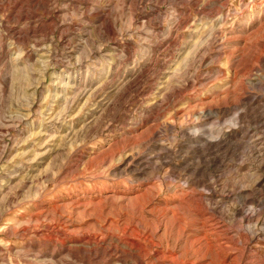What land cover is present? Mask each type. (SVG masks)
I'll return each mask as SVG.
<instances>
[{
    "label": "rangeland",
    "instance_id": "rangeland-1",
    "mask_svg": "<svg viewBox=\"0 0 264 264\" xmlns=\"http://www.w3.org/2000/svg\"><path fill=\"white\" fill-rule=\"evenodd\" d=\"M0 264H264V0H0Z\"/></svg>",
    "mask_w": 264,
    "mask_h": 264
},
{
    "label": "bare ground",
    "instance_id": "bare-ground-1",
    "mask_svg": "<svg viewBox=\"0 0 264 264\" xmlns=\"http://www.w3.org/2000/svg\"><path fill=\"white\" fill-rule=\"evenodd\" d=\"M204 9V8H203ZM212 16V15H211ZM206 17H207V15H206ZM213 18V17H212ZM209 22V21H208ZM211 24H212V22H211ZM212 27V26H211ZM208 28V27H207ZM219 28V27H218ZM205 35V34H204ZM141 71V70H140ZM139 76H140V74H139ZM217 139V138H216ZM220 141V140H219ZM211 145V144H210ZM224 146V145H223ZM218 148V147H217ZM167 256V255H166Z\"/></svg>",
    "mask_w": 264,
    "mask_h": 264
}]
</instances>
